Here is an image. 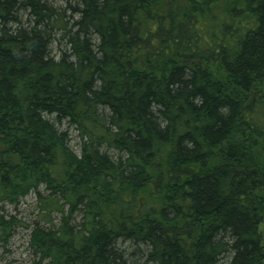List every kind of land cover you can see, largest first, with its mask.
<instances>
[{
  "label": "trees",
  "instance_id": "1",
  "mask_svg": "<svg viewBox=\"0 0 264 264\" xmlns=\"http://www.w3.org/2000/svg\"><path fill=\"white\" fill-rule=\"evenodd\" d=\"M73 1L0 0V242L33 193L47 264H264V0Z\"/></svg>",
  "mask_w": 264,
  "mask_h": 264
},
{
  "label": "rangeland",
  "instance_id": "2",
  "mask_svg": "<svg viewBox=\"0 0 264 264\" xmlns=\"http://www.w3.org/2000/svg\"><path fill=\"white\" fill-rule=\"evenodd\" d=\"M49 1L60 8L74 3L73 0ZM51 46L53 55H58V50L63 48V45H60L56 40ZM65 128L68 129L69 147L74 153L78 154L79 138L73 127H68L67 124L63 122L61 129ZM41 192L46 195L43 189H41ZM1 213L6 221H11L12 225L8 236L5 240L0 242V264H47V260L40 259L39 254L30 244L31 231L35 227L48 228L51 225L59 226L61 214L54 212L49 218L41 216L40 205L33 193H29L22 197L16 204L3 203ZM72 222L74 225H78L80 216H76ZM125 247L127 252L135 249L128 243L125 244ZM137 263L145 264L143 258H139V262Z\"/></svg>",
  "mask_w": 264,
  "mask_h": 264
}]
</instances>
